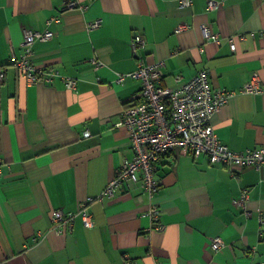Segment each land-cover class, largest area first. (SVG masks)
<instances>
[{
  "label": "crops",
  "instance_id": "1",
  "mask_svg": "<svg viewBox=\"0 0 264 264\" xmlns=\"http://www.w3.org/2000/svg\"><path fill=\"white\" fill-rule=\"evenodd\" d=\"M63 1L0 0V264H264V161L233 170L172 150L158 160L152 199L136 184L101 196L132 157L115 124L140 100L139 80L117 82L136 69L134 35L145 40L143 64L164 62L161 86L203 69L213 90L234 93L211 122L222 144L264 150V0H224L215 11L207 0L189 8L181 0ZM204 23L218 41L203 39ZM27 30L53 32L31 46L34 64L56 72L48 83H28L10 63ZM254 75L259 92L240 93ZM80 203L91 227L79 217L70 230L52 227L55 210L74 213ZM159 222L164 229L154 231ZM215 237L224 243L216 253Z\"/></svg>",
  "mask_w": 264,
  "mask_h": 264
},
{
  "label": "built area",
  "instance_id": "2",
  "mask_svg": "<svg viewBox=\"0 0 264 264\" xmlns=\"http://www.w3.org/2000/svg\"><path fill=\"white\" fill-rule=\"evenodd\" d=\"M223 1L207 0V9L215 11L223 4ZM62 5L64 8L77 7L74 0H65ZM191 5L192 0H181L178 7L189 8ZM97 26L98 22L90 24V28ZM186 28V25H179L175 32H181ZM200 31L204 40L218 41L219 39V34L213 32L206 23L200 26ZM52 37L53 32L49 30L43 32L27 30L23 38L22 56L16 58L13 54L11 55L10 63L18 75L28 83H48L56 74L54 70L37 67L33 62L31 49L35 41L43 42ZM228 42L231 50L234 51L236 46L233 37L229 38ZM144 47L143 37L134 35L131 38V55L137 62L136 69L117 77V82H122L129 77L141 83L139 102L123 109L121 118L115 124L116 128H124L127 131L132 157L122 161L101 196L111 197L115 190L136 184L152 199L159 190L155 179L158 159L160 155L172 150H180L194 158L204 155L210 164H222L233 170L260 167L264 161L263 149L233 151L222 144L213 131L211 125L213 117L234 93L223 89L213 90L209 84L208 74L203 69L186 82H181V77L175 76V86H161L159 81L162 77L161 69L164 62L143 64L140 52ZM5 77V71L0 69V83L4 82ZM64 81L68 89L74 88L73 79L65 78ZM257 81V76H252L250 81L239 90L240 93L259 92ZM83 137H89V132L85 131ZM246 197L247 193L242 191L240 198L234 202L235 206H241L246 201ZM84 206L85 203H80L76 212L67 214L61 210H55L51 217L52 227L58 232L62 231V227H68L70 230L78 217L84 227H91L92 222ZM147 215L154 221L160 218V212L154 206L149 208ZM163 229L161 222L153 228L157 232ZM223 246L224 243L220 237L212 238L209 243L210 249L215 253Z\"/></svg>",
  "mask_w": 264,
  "mask_h": 264
},
{
  "label": "trees",
  "instance_id": "3",
  "mask_svg": "<svg viewBox=\"0 0 264 264\" xmlns=\"http://www.w3.org/2000/svg\"><path fill=\"white\" fill-rule=\"evenodd\" d=\"M165 154V153H164ZM163 155V154H162ZM161 156V155H160ZM160 158V157H159ZM159 160V159H158ZM158 163V162H157ZM155 174H156V172H155Z\"/></svg>",
  "mask_w": 264,
  "mask_h": 264
}]
</instances>
